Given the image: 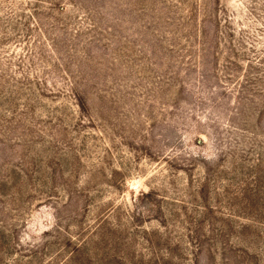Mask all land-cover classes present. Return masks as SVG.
Listing matches in <instances>:
<instances>
[{
  "label": "rangeland",
  "instance_id": "1",
  "mask_svg": "<svg viewBox=\"0 0 264 264\" xmlns=\"http://www.w3.org/2000/svg\"><path fill=\"white\" fill-rule=\"evenodd\" d=\"M0 264H264V0H0Z\"/></svg>",
  "mask_w": 264,
  "mask_h": 264
}]
</instances>
